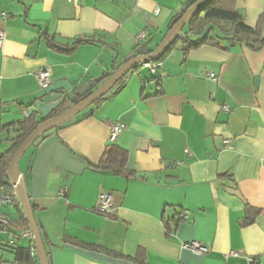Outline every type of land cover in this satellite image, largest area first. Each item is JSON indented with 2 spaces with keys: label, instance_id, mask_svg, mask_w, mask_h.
I'll return each instance as SVG.
<instances>
[{
  "label": "crops",
  "instance_id": "1",
  "mask_svg": "<svg viewBox=\"0 0 264 264\" xmlns=\"http://www.w3.org/2000/svg\"><path fill=\"white\" fill-rule=\"evenodd\" d=\"M197 1L0 0V127L82 101L107 74L156 51ZM237 9L256 28L264 0H238ZM46 37L96 43L66 54ZM140 67L90 118L52 131L30 153L24 174L50 264H139L140 252L146 264H264V47L225 41L184 55L179 44L156 74ZM45 68L51 83L42 90L36 73ZM14 135L0 136V154ZM111 145L127 152L135 177L89 168ZM102 194L113 198L109 216L96 210ZM247 205L260 213L243 225ZM6 212L12 233L0 232V264H17L10 242H32L16 208ZM180 214L188 219L168 234L166 222ZM192 242L207 252L194 253Z\"/></svg>",
  "mask_w": 264,
  "mask_h": 264
},
{
  "label": "trees",
  "instance_id": "2",
  "mask_svg": "<svg viewBox=\"0 0 264 264\" xmlns=\"http://www.w3.org/2000/svg\"><path fill=\"white\" fill-rule=\"evenodd\" d=\"M238 0H210L200 12H198L185 27L187 29L183 31L184 36L176 41V43L168 49L164 56L156 62L155 64H161L169 54L181 44L184 55L192 50H196L205 45L211 46H222L225 41H230L232 45H245L252 51H259L264 47V36H263V25H264V14L260 17L258 25L256 28H250L245 22L244 16L237 9ZM185 10L178 16H183ZM47 41L51 47L56 52L71 54L77 50L82 45L96 43V40L92 37H82L77 38L73 42L67 45H60L54 43L48 37ZM141 67L132 70L123 80H121L114 89L109 92L106 96L98 100L90 109H100L104 104H106L111 95L117 94L121 87L125 84L126 80L129 77L137 73ZM114 72V71H113ZM113 72L107 74L105 79H108ZM63 109L59 107L52 114L47 117L39 118L36 112L28 114L23 120L11 123L6 126L0 127V136L5 132L14 131V136L9 139L10 147L9 149L0 154V184L6 188L7 193L12 199L13 206L16 208L19 216L20 229L23 231V234L28 236L31 239L32 245L30 247H15V238L10 242V246H13L15 262L17 264H39L38 257L33 244L32 236H30L31 231L28 222L25 219L22 208L17 200L13 187L10 185L7 171L12 157L31 135V133L43 122L49 120L52 117L59 115ZM84 114H81L83 118ZM77 116L75 119H77ZM81 118V120H82ZM75 119L69 121L63 126L59 127L56 130H60L64 127L70 126L74 123H77L79 120ZM51 132L47 133L41 137L33 147H36L41 143ZM127 152L123 149L111 145L108 146L105 153L102 156V159L98 164L89 163V168L100 171V172H110L115 176H124L127 178H132L136 176L135 172L129 171L126 167L127 163ZM34 211L36 207L33 206ZM247 215L243 219V225H250L255 222L256 216L260 213V210H256L251 206L247 205ZM181 215V214H180ZM180 215L170 219L166 222V231L168 234L173 233L177 230L179 224L183 222V219L180 218ZM1 225V223H0ZM1 230H4V227L0 226ZM6 232L12 233L11 230V221L6 226ZM0 230V231H1ZM16 235V234H15ZM108 254H112L108 252ZM140 255L137 256L135 261L139 264H146L145 260ZM114 256H119L112 254Z\"/></svg>",
  "mask_w": 264,
  "mask_h": 264
},
{
  "label": "water",
  "instance_id": "3",
  "mask_svg": "<svg viewBox=\"0 0 264 264\" xmlns=\"http://www.w3.org/2000/svg\"><path fill=\"white\" fill-rule=\"evenodd\" d=\"M209 1L210 0L197 1L185 12L183 16L174 19L171 30L166 35L156 51L149 55L139 56L128 61L119 67L95 92L90 94L88 97L60 113L59 115L41 123L12 157L8 167L7 177L10 185L13 187L15 196L19 201L25 219L29 224L39 264H50V262L46 251L44 236L36 220L33 205L30 200L27 178L19 168L20 161L41 137L58 129L59 127L90 109L98 100L111 92L114 87L132 70L137 69L145 63L156 62L161 59L168 49L172 47L180 37H182L183 30L191 21V19L198 12H200ZM92 115L93 112L91 111L85 115V118L88 119Z\"/></svg>",
  "mask_w": 264,
  "mask_h": 264
},
{
  "label": "built area",
  "instance_id": "4",
  "mask_svg": "<svg viewBox=\"0 0 264 264\" xmlns=\"http://www.w3.org/2000/svg\"><path fill=\"white\" fill-rule=\"evenodd\" d=\"M144 39H146V32L140 33L137 36L136 40L138 43H140ZM5 40H6V33L4 31L0 30V48L3 46ZM143 66L145 68H147L152 74H156L158 72V69L160 68V64H155L153 62L145 63V64H143ZM209 77L211 79L215 80L214 74H210ZM36 78L38 80V83H39L41 89L42 90L47 89L51 83V71H50V69H48V68L40 69L36 73ZM224 108L228 109L227 107H224ZM26 116H28L27 113H26ZM122 129H123V125H121L119 123L115 124L111 128L110 138H109L110 142H114L116 140V138L121 133ZM65 193H66V189H62L60 192V196H65ZM12 207H13V203H12V199H11L10 195L7 193L6 188L0 184V223L4 227V230H1V228H0V230H1L0 232L7 230L6 226L9 223L10 218H9V214L6 211L8 209H12ZM113 208H114V205H113L112 196L109 194L100 195L97 206H96V210L101 214L109 216L112 214ZM180 218H182L183 220L188 219V217L185 214H181ZM30 236H31V234H30ZM188 247L194 253L199 254V255H202L205 252H207L206 246L199 243V242H192L188 245ZM230 254L233 256L236 255L233 252Z\"/></svg>",
  "mask_w": 264,
  "mask_h": 264
},
{
  "label": "rangeland",
  "instance_id": "5",
  "mask_svg": "<svg viewBox=\"0 0 264 264\" xmlns=\"http://www.w3.org/2000/svg\"><path fill=\"white\" fill-rule=\"evenodd\" d=\"M145 50H146V46H145V44L144 45H142L139 49H138V51H137V53H141V52H145ZM89 110L90 109H88L87 111H85L83 114H84V116L85 115H87L88 113H89ZM34 147H32L25 155H24V157L22 158V160L20 161V164H19V168H20V171L22 172V173H25V170H26V168H27V166H28V163H29V159H30V153H31V151H32V149H33ZM0 237L1 238H6L3 234H0ZM34 244V243H33Z\"/></svg>",
  "mask_w": 264,
  "mask_h": 264
}]
</instances>
